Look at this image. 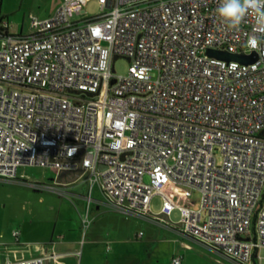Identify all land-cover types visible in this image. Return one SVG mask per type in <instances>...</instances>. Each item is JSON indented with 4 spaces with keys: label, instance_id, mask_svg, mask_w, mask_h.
Masks as SVG:
<instances>
[{
    "label": "built area",
    "instance_id": "obj_1",
    "mask_svg": "<svg viewBox=\"0 0 264 264\" xmlns=\"http://www.w3.org/2000/svg\"><path fill=\"white\" fill-rule=\"evenodd\" d=\"M89 1L99 7L90 16L83 9ZM218 2L58 0L49 16L31 15L30 32L16 36L2 19L0 179L36 165L55 170L53 183L62 186L60 173L81 167L77 179L88 184L87 205L97 184L115 210L158 220L150 211L158 195L160 214L180 211L181 234L238 264L259 258L264 44L247 46L260 35L254 17L229 29L215 15ZM207 49L256 59L224 60ZM118 57L129 62L124 75L114 73ZM176 187L185 196L198 191V208L177 203L168 192ZM83 221L88 224L86 216ZM58 257L44 252L2 264ZM181 260L174 255L170 263Z\"/></svg>",
    "mask_w": 264,
    "mask_h": 264
},
{
    "label": "rangeland",
    "instance_id": "obj_2",
    "mask_svg": "<svg viewBox=\"0 0 264 264\" xmlns=\"http://www.w3.org/2000/svg\"><path fill=\"white\" fill-rule=\"evenodd\" d=\"M56 3L57 0H0V16L12 22L10 31L18 33L21 30L22 34H27L31 30L30 16L46 17L52 13ZM83 9L90 16L96 14L99 7L96 2L89 1ZM128 65V60L118 57L114 60V73L126 74ZM55 176L52 168L29 165L18 170L16 179H0V233L8 237L14 229L29 235L52 228L77 230L82 240L78 250L83 251L84 259L90 252L91 264H104L106 257L98 252L105 245H110L111 253L119 256L120 264H171L172 255H182L181 264H238L200 238L181 234L178 231L181 214L177 208L167 219L126 215L104 204L97 184L93 186L91 197L93 201H103L100 202L101 210H106L97 213L92 201L88 213L90 222L88 227L84 226L81 218L86 211L87 182L79 178L74 184L64 187L53 183ZM144 181H148L147 176ZM33 183L54 184V188L36 189L31 185ZM60 190H65L67 194H60ZM168 192L179 204L193 208L199 206L200 195L196 190L190 196H185L178 187L169 188ZM161 203L160 196H153L151 213L159 214ZM115 237L120 243L113 247L111 241ZM258 256L248 264H264V247L258 250Z\"/></svg>",
    "mask_w": 264,
    "mask_h": 264
},
{
    "label": "crops",
    "instance_id": "obj_3",
    "mask_svg": "<svg viewBox=\"0 0 264 264\" xmlns=\"http://www.w3.org/2000/svg\"><path fill=\"white\" fill-rule=\"evenodd\" d=\"M57 3H58V0H57ZM3 20H8V19H3ZM8 22H9L7 26L8 33H11L15 36L25 35L21 33V30H19L18 33H14L10 31L12 22L10 20H8ZM1 25L2 23L0 22V26ZM24 167L26 166H23L20 168H24ZM58 179L61 183H65V185H62L64 187L74 184L76 181V180H70L69 176L61 177L59 175ZM91 192H90V196H91ZM92 201H93V198L91 199L90 203ZM100 202L101 201L99 200H94L92 203L95 209L97 210V213H99L100 211L103 212L106 210V209L101 210L100 204L103 203V201L101 203ZM90 203L89 205H87L86 203L85 215L82 216L81 218L82 225L84 226H87L90 222L88 219ZM104 204L106 206L108 205L106 202ZM108 208H112V207H108ZM158 215L164 219H167L169 217V216H165L160 213ZM85 216L88 220V224L86 225L84 224V221H83ZM179 230L180 228L178 226V231ZM80 235L81 233H79L77 230L70 231L69 229L67 230L64 228L59 229V230L58 229L55 230L54 228H52L51 230H48L45 232L38 230L35 233H32V235H29L23 230H19L17 237L13 235V230L8 237H5L3 233H0V264H2L6 258H13V257L29 258V257H35L38 255H41L44 252H55L59 254V257L57 259L50 258L45 262V264H91L90 263V252L86 254V257L84 259L83 251L78 250L80 242H82ZM111 242L113 243V247H114V244L120 243V241L116 237L112 239ZM111 251L112 249L110 245H105V247H103L102 249L100 248V251L98 252L99 255H101L102 257H106V260L103 261L104 264H120V259H118L119 256L113 252L111 253Z\"/></svg>",
    "mask_w": 264,
    "mask_h": 264
},
{
    "label": "clouds",
    "instance_id": "obj_4",
    "mask_svg": "<svg viewBox=\"0 0 264 264\" xmlns=\"http://www.w3.org/2000/svg\"><path fill=\"white\" fill-rule=\"evenodd\" d=\"M215 15L232 30H239L247 17H254L260 35H252L247 46L257 50L264 44V0H219ZM74 151L70 150L69 155Z\"/></svg>",
    "mask_w": 264,
    "mask_h": 264
},
{
    "label": "water",
    "instance_id": "obj_5",
    "mask_svg": "<svg viewBox=\"0 0 264 264\" xmlns=\"http://www.w3.org/2000/svg\"><path fill=\"white\" fill-rule=\"evenodd\" d=\"M206 54L209 56L217 57L224 60H235L241 63H250L253 62L256 59V54L252 53L250 55H245L243 53L239 52H228L226 50H215V49H207ZM82 151H80V154ZM78 165L80 166V158L76 160ZM82 173V168L78 167L76 170L72 172H61V177L69 176L70 180H75L79 177V175Z\"/></svg>",
    "mask_w": 264,
    "mask_h": 264
},
{
    "label": "trees",
    "instance_id": "obj_6",
    "mask_svg": "<svg viewBox=\"0 0 264 264\" xmlns=\"http://www.w3.org/2000/svg\"><path fill=\"white\" fill-rule=\"evenodd\" d=\"M2 17L0 16V22L2 21ZM0 30H5V28H3L2 26H0Z\"/></svg>",
    "mask_w": 264,
    "mask_h": 264
}]
</instances>
